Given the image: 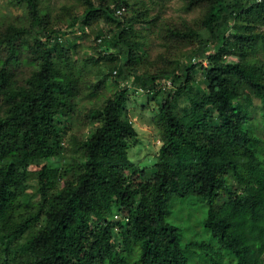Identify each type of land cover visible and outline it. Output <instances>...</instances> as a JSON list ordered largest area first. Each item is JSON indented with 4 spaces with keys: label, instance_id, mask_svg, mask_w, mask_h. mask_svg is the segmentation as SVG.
<instances>
[{
    "label": "trees",
    "instance_id": "1",
    "mask_svg": "<svg viewBox=\"0 0 264 264\" xmlns=\"http://www.w3.org/2000/svg\"><path fill=\"white\" fill-rule=\"evenodd\" d=\"M8 1L26 16L0 21V264H264V0H188L186 9L205 6L195 22L203 30L167 27L165 36L198 46L155 71H140L146 56L135 25L158 21L145 1L82 0L84 13L71 16L73 28L109 23L113 51L94 62H109L111 75L157 102L161 143L146 179L128 158L138 133L123 107L126 87L79 111L80 77L63 30L47 25L43 0ZM119 8L133 10L125 17ZM204 59L206 87L195 91L191 70ZM106 77L88 83L89 97ZM163 77L171 88H159ZM180 97L187 105L178 110ZM73 115L92 129L70 135L71 161L61 151ZM51 177L61 186H48ZM32 181L39 198L27 203ZM173 197L207 204L203 225L215 245L181 241L166 219Z\"/></svg>",
    "mask_w": 264,
    "mask_h": 264
},
{
    "label": "rangeland",
    "instance_id": "2",
    "mask_svg": "<svg viewBox=\"0 0 264 264\" xmlns=\"http://www.w3.org/2000/svg\"><path fill=\"white\" fill-rule=\"evenodd\" d=\"M96 4V0H93ZM136 1V6H149L147 14H158L157 25L153 28H148L147 25L141 23L135 25V29L139 32V38L143 42V52L139 50L140 55L145 54L146 59L140 64V71L150 70L155 71L163 67H170L169 60L172 62L177 60L185 61L186 55L192 53L198 46L197 38L191 40L174 38L167 40L165 34H170L167 27H174L178 30H185L186 26L195 28V22H199L201 15L205 12L203 4L193 6L186 9L188 0H130ZM145 1L146 5L142 2ZM144 3V2H143ZM43 8L48 13V26L61 29V42L68 48L67 53L70 57V69L80 77L81 95L79 103V111H85L91 106H100L103 101L116 92L126 87L124 92L123 107L128 119L132 122L138 133V140L135 145L128 149V158L137 165L140 169L139 175L146 179L151 175L158 147L161 143L159 131L154 125L153 118L157 113V102L150 99L147 91L143 88H138L132 85L130 79H120L111 75L112 66L105 60L94 62L102 55H107L112 52L111 37L112 33L108 32L111 26L101 18L93 20L90 24H86L83 28L68 27L67 24L71 20V16L82 15L84 12V2L82 0H43ZM25 8L15 6L8 0H0V21H15L21 23L25 21ZM133 9L122 10V16L128 17ZM143 16V15H142ZM199 32L203 30L201 26L196 27ZM105 35L101 41L99 39ZM101 35V36H100ZM75 45V46H73ZM205 61V59H204ZM205 64L197 63L195 68L191 70V77L195 91L205 89L206 82L204 79ZM105 82L94 97H89L90 91L88 83H94L99 79ZM130 83V84H129ZM178 110L183 109L187 105V101L183 98L178 99ZM258 104L256 100L254 102ZM78 113V112H77ZM92 127L91 124L80 125L77 122L76 115H73L70 128L66 131V139L63 143L61 153L65 156V160H73L76 154L71 149L70 135L78 137H86ZM64 160V161H65ZM51 161V162H50ZM40 162H45L41 160ZM49 165L59 166L61 169L65 167L62 159H49L46 161ZM48 186L52 188L60 187L61 181L51 177L47 181ZM35 181L31 182L30 188L27 189L24 196L25 202L29 203L39 198L38 191L34 188ZM52 188H50L52 190ZM169 214L166 219L168 222L177 225L181 228V241L187 242L190 240H204L209 243L216 244V240L211 238L209 233L205 231L203 222L207 211V204L204 201L190 197L182 199L173 197L170 200ZM119 230L114 229V237L116 243L120 242L118 236Z\"/></svg>",
    "mask_w": 264,
    "mask_h": 264
},
{
    "label": "built area",
    "instance_id": "3",
    "mask_svg": "<svg viewBox=\"0 0 264 264\" xmlns=\"http://www.w3.org/2000/svg\"><path fill=\"white\" fill-rule=\"evenodd\" d=\"M122 10H123V8L116 9L115 14L118 15V16L121 15ZM99 41H101V38L99 39ZM191 62L192 63H196L195 57H192ZM203 63L206 65L207 64V61L205 60V61H203ZM158 84H159V88L162 89V90H164L166 88H171L172 85H173L172 80L169 77H163V78H161L158 81ZM146 91L149 92L150 90L149 89H146Z\"/></svg>",
    "mask_w": 264,
    "mask_h": 264
}]
</instances>
